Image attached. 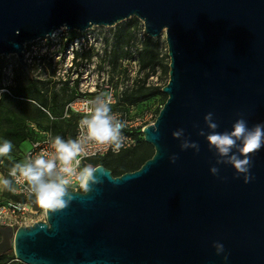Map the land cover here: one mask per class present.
I'll use <instances>...</instances> for the list:
<instances>
[{
    "label": "water",
    "instance_id": "obj_1",
    "mask_svg": "<svg viewBox=\"0 0 264 264\" xmlns=\"http://www.w3.org/2000/svg\"><path fill=\"white\" fill-rule=\"evenodd\" d=\"M131 18L150 39L164 33L169 58L165 102L143 130L152 156L119 176L98 165L102 182L72 192L66 209L0 228V254L22 264H264V147L244 183L198 135L208 112L219 132L241 117L264 124V0H0V57L31 76L27 44ZM178 129L199 152L181 150Z\"/></svg>",
    "mask_w": 264,
    "mask_h": 264
},
{
    "label": "clouds",
    "instance_id": "obj_2",
    "mask_svg": "<svg viewBox=\"0 0 264 264\" xmlns=\"http://www.w3.org/2000/svg\"><path fill=\"white\" fill-rule=\"evenodd\" d=\"M88 103V112L79 121L81 137L68 140L61 136L50 137L52 152L42 151L30 156L26 162L16 163L8 173L9 177L24 179L34 202L45 210V214L56 213L69 206L74 199L73 190L70 191L74 182L78 185L77 191L82 190L84 194L102 182L96 175L99 166L88 164L81 167L85 142L108 145L114 152L123 146L126 122L113 113L111 94L101 93ZM204 122L209 131L206 133L200 129L198 135L206 137L209 149L218 157L216 164H230L237 176L243 175L244 183H249L253 178L250 174L252 157L264 147V124L249 128L241 117L234 122L231 131L219 132L212 112L204 116ZM172 136L181 141V150L191 148L199 152V144L186 138L183 129L174 131ZM13 148L11 140L0 141V158L10 157ZM177 159L176 155L170 157L172 163ZM210 172L217 175L219 169L213 166ZM0 190L14 191L13 180L0 175ZM213 247L217 255L225 253L222 243L215 242ZM223 259L227 261V254Z\"/></svg>",
    "mask_w": 264,
    "mask_h": 264
},
{
    "label": "rangeland",
    "instance_id": "obj_3",
    "mask_svg": "<svg viewBox=\"0 0 264 264\" xmlns=\"http://www.w3.org/2000/svg\"><path fill=\"white\" fill-rule=\"evenodd\" d=\"M131 19L137 20L136 18ZM127 21L129 19L124 22ZM130 28L132 34L128 41L124 36L121 39L118 38L117 34L119 32L116 25L114 27H93L85 32L62 29L56 31L51 37L46 38V40H37L31 45L27 44L25 54L28 53L26 62L29 66L31 77L37 80L44 90H47L48 93L54 92L58 94L59 98H66L71 94L75 95V97L80 95L78 85L86 72L87 79L95 81L96 90L99 89V82L102 78L101 74H103L102 76L113 84L115 95L118 98L123 91L131 90L137 86H162L168 81V73H165L164 69L169 64L164 33L152 39L157 42L156 47H154L157 65L152 71H143L132 75L126 72L124 66L127 57L120 56L114 62L113 59L117 53V47L119 48L121 45L127 47L132 55L135 56L136 51L142 46L145 35L142 23L137 20V23H131ZM70 32L75 35L71 44L68 39ZM118 42H121L120 46H118ZM126 42L127 44L125 45ZM71 45H73V53L77 52L78 55L70 66L69 64L72 59L70 55ZM31 47H35V53L32 52ZM17 67L18 63L15 56L0 57L2 87L6 88L13 84L15 77L19 74ZM88 88L89 86L82 89L86 90ZM161 98L163 99V97L156 98L155 102L148 104L149 106L145 108L143 105L134 107L133 113H140L150 106L152 107L156 102H160ZM47 119L48 122L45 119L39 120L37 122L40 124L39 126L29 121H26V125L29 127H31L30 125H34L37 129L44 130L51 121V117L48 114ZM2 193L3 190H0V198ZM37 218L42 219L43 216L40 214ZM6 264L22 263L10 260Z\"/></svg>",
    "mask_w": 264,
    "mask_h": 264
},
{
    "label": "trees",
    "instance_id": "obj_4",
    "mask_svg": "<svg viewBox=\"0 0 264 264\" xmlns=\"http://www.w3.org/2000/svg\"><path fill=\"white\" fill-rule=\"evenodd\" d=\"M133 22L137 23V20L129 19L127 22L119 23L120 25L117 24L118 38L121 39L124 36L127 41L130 40L132 34L130 25ZM69 34L68 39L71 41L75 35L72 32ZM118 44L120 46L121 42H118ZM156 44L157 42L144 35L142 46L136 51L135 56L132 55L127 47L121 45L116 48L117 53L113 60L116 62L120 56L134 58L138 62V73L152 71L157 65L154 48ZM77 55V52H75L74 59L77 58ZM17 70L19 71L18 76L15 77L13 84L6 88L1 86L2 75L0 71V140H11L14 145L10 157L3 158L4 164L0 166L1 175L7 178V171L17 163L21 155V144L38 138L37 134L26 125V121L36 123L39 126L40 124L37 123L39 120L45 119L48 122L46 113L48 112L51 121L44 130H50L52 137L61 136L63 139L68 140L73 137L74 127L78 118L75 114H70L68 118H62L65 105L72 101L75 95L71 94L66 98H59L58 94L54 92L48 93L47 90H44L37 80L24 74L19 66ZM164 72L168 73V67L164 69ZM166 83L160 87H145L142 85L131 90H125L118 98L114 109L125 111L126 107L139 105H143L145 108L159 97H163V99L161 98L162 100L155 104L163 105L166 97L164 98L161 89ZM158 112L159 110L156 111V115ZM152 154V147L145 143L143 138H140L134 148L117 155L91 158L89 164L93 166L101 165L110 170L112 176H119L125 172L138 169ZM2 196L7 197L8 190H3ZM10 260H15L11 250L0 254V264H6Z\"/></svg>",
    "mask_w": 264,
    "mask_h": 264
},
{
    "label": "built area",
    "instance_id": "obj_5",
    "mask_svg": "<svg viewBox=\"0 0 264 264\" xmlns=\"http://www.w3.org/2000/svg\"><path fill=\"white\" fill-rule=\"evenodd\" d=\"M69 42L71 44L72 40ZM31 49L32 52L35 53V47H31ZM74 54L73 45H71L70 55L72 59L69 64L70 66L73 62ZM25 56H28V53H26ZM124 66L128 74L136 75L138 73L139 66L136 59H125ZM102 75L103 74H101L102 78L99 82V89L96 90L95 81L87 79L86 72L78 85L80 95L76 96L72 101L65 105L62 118H68L70 114H75L78 117L72 137V139H77L78 137H81L79 121L85 116V114H87L90 107L88 102L95 99V97L101 93L111 94V107L113 113H115L118 118L126 122V127L123 130V146L118 152H114L108 145H101L90 141L85 142V152L81 157V167L88 165L91 158L117 155L134 148L137 144V141L140 138H143L144 128L153 124L157 116L156 111L162 108V105L155 104L152 107L141 111L140 113H133V106L126 107L125 111L115 110L114 107L117 104L118 97L115 95L113 84ZM88 86V89L83 90ZM46 113L48 114V112ZM30 126V128L37 134L38 138L25 141L21 144V155L18 158L17 163L26 162L30 156L34 157L36 154L42 151H53L50 147V137H52L50 130H39L34 125ZM3 164L4 159H1L0 166ZM10 170L11 169L7 171V176ZM8 178L13 180L14 191H8L7 197L2 196L0 198V228L9 227L15 231L18 227H26L39 221H45V210L43 208L40 210L34 208L37 203L34 202L35 198L31 196L30 192L28 191V186L24 179L22 177L16 179L9 176ZM77 189L78 185L74 182L70 191L73 190V192H82V190L77 191ZM40 214L43 216L42 219L37 218V216Z\"/></svg>",
    "mask_w": 264,
    "mask_h": 264
},
{
    "label": "crops",
    "instance_id": "obj_6",
    "mask_svg": "<svg viewBox=\"0 0 264 264\" xmlns=\"http://www.w3.org/2000/svg\"><path fill=\"white\" fill-rule=\"evenodd\" d=\"M0 175H1V173H0ZM2 197V196H1Z\"/></svg>",
    "mask_w": 264,
    "mask_h": 264
}]
</instances>
